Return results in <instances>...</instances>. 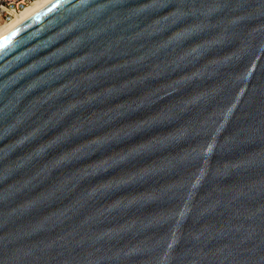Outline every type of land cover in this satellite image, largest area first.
I'll list each match as a JSON object with an SVG mask.
<instances>
[{
	"label": "water",
	"instance_id": "obj_1",
	"mask_svg": "<svg viewBox=\"0 0 264 264\" xmlns=\"http://www.w3.org/2000/svg\"><path fill=\"white\" fill-rule=\"evenodd\" d=\"M0 264H264V0H50L1 36Z\"/></svg>",
	"mask_w": 264,
	"mask_h": 264
},
{
	"label": "built area",
	"instance_id": "obj_2",
	"mask_svg": "<svg viewBox=\"0 0 264 264\" xmlns=\"http://www.w3.org/2000/svg\"><path fill=\"white\" fill-rule=\"evenodd\" d=\"M35 0H0V24L10 21Z\"/></svg>",
	"mask_w": 264,
	"mask_h": 264
},
{
	"label": "bare ground",
	"instance_id": "obj_3",
	"mask_svg": "<svg viewBox=\"0 0 264 264\" xmlns=\"http://www.w3.org/2000/svg\"><path fill=\"white\" fill-rule=\"evenodd\" d=\"M49 1L50 0H35L31 5L26 7L21 13L17 14L10 21L0 24V37Z\"/></svg>",
	"mask_w": 264,
	"mask_h": 264
}]
</instances>
